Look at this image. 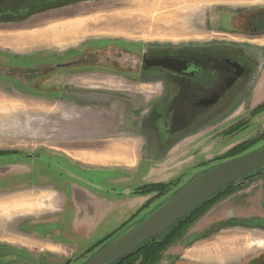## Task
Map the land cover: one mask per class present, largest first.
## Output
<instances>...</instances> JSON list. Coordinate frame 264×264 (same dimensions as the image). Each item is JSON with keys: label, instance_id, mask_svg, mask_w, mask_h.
Instances as JSON below:
<instances>
[{"label": "rangeland", "instance_id": "rangeland-1", "mask_svg": "<svg viewBox=\"0 0 264 264\" xmlns=\"http://www.w3.org/2000/svg\"><path fill=\"white\" fill-rule=\"evenodd\" d=\"M164 1L81 0L40 9L13 21H0V109L2 108L0 110V156L12 153H36L44 154L74 169L76 164L73 165L68 161L73 160L92 169L115 168L114 171L103 169L101 172L85 171L86 175L97 182L102 180L109 185L120 182L126 176L130 177L134 170H138L139 174L137 178L134 177L131 180V185L141 182L143 176L150 177L149 175L155 176L156 179L144 182L140 186L154 183L172 185L180 179L181 184L184 185L193 172L203 171V168L211 167L227 159L226 157L232 155L231 153L243 149L248 143H253L252 148L263 145L264 101H260L257 105L250 103L251 93H248L250 96L247 103L241 102L225 115H217L215 120L213 117L203 118L198 131H189L185 128L179 135L177 134L176 139L168 136L171 141L165 148L159 149L160 151L150 150L148 134L137 132L138 130L133 132L132 126L122 127L121 130L126 128L123 131H119L118 128L115 130H118L117 132H102L105 121L103 115L98 122L96 121L97 114L103 110L102 108L94 105L95 103L92 104L91 101L74 102L61 93L65 92L67 80L70 85L74 83L80 85L78 86L80 88L81 86H101L119 91L126 87L118 83V77L107 71L81 69L82 71L67 72L64 69L54 70L50 67L55 65L53 63L70 61V59L66 61V57L82 48L91 52L96 47H100L99 54L111 56L112 50L114 48L117 50V45L122 42L139 47L140 50L212 44L234 46L240 52L245 51L249 57H257L261 68L264 63V34L253 36L249 34V28L246 25L251 11L261 10L258 12L264 14V0H256L253 4L233 3L236 0H201L196 14L191 17L180 19L189 14L192 6L187 8L189 11L177 9L173 11L172 21H175L174 18L178 16L175 18L178 19L177 26L164 23L161 16L157 17L159 20L156 19V22L152 19L155 14H164L176 7L173 3L168 4L169 0ZM182 2V5H179L184 8L187 3L184 0ZM151 3L154 5L151 10L148 9V18L153 22L148 20L144 23L139 22L136 16L130 15L145 12ZM175 12L178 14L175 15ZM181 12L184 15H181ZM51 23H56L58 33L66 34L69 32L68 28L70 30L83 28L85 32L79 37L70 38L65 35L66 37L59 38L58 40L61 41L54 43V46H50L47 41L36 46H28L22 41L27 30L41 29ZM4 35L12 38L19 37L17 39L21 41L4 40ZM103 48L106 51L104 53ZM96 58L95 56L94 60ZM9 76L19 79V82L16 83L8 78ZM112 82L114 85L109 86ZM129 89L126 92L130 94L128 96L131 107H135L142 100L141 96H145L148 93L147 90L151 88L133 85ZM112 102L117 101L111 100L110 114H122L119 110L120 106L117 104V108L114 109L116 106ZM121 107L123 108V105ZM224 107L222 106L221 109ZM246 123L247 125L241 128ZM126 142L137 146L134 154L137 159L144 158L145 164L125 165L109 157L111 156V150L108 151L110 144ZM119 152H123V149ZM86 154H89L91 158L86 159ZM108 159L111 160L108 161ZM34 163L33 160L28 161L25 158L1 160L0 194L12 192L4 188L16 182V179H11L16 176V173L8 172L10 167L27 170L32 169ZM54 173L56 177L69 182L64 174L59 171ZM259 174L260 176L249 181L248 184L218 199L199 218L186 224L182 236L161 251L157 264L161 262V264H176L178 261L174 259L178 256H193L191 255L194 253L193 248L199 245L203 248L207 247L206 253L210 254L212 252L208 243L217 240L218 242L221 240V252L225 253L227 245L224 242L228 238V240L236 239L237 241L233 244L232 252L241 254L264 252V179L262 180L264 169ZM50 176V174L45 176L40 173V179L35 178L34 182L53 184L52 176ZM157 178L161 179L157 180ZM56 183L59 184V181L56 180ZM123 185L124 183H120L118 188ZM231 193L234 194L226 198ZM137 213L138 210L132 216ZM140 214H137L134 220ZM223 221L227 222L221 223ZM127 222L128 220L104 237L126 229L121 226ZM7 238L9 237L5 234L0 235V264H81L88 257L85 256L76 261L77 256H65L64 259L41 253L33 255L32 250L16 251L6 246L8 243L11 246L14 244ZM79 240L80 238L74 241ZM42 251L45 253L46 249L38 252Z\"/></svg>", "mask_w": 264, "mask_h": 264}, {"label": "crops", "instance_id": "crops-1", "mask_svg": "<svg viewBox=\"0 0 264 264\" xmlns=\"http://www.w3.org/2000/svg\"><path fill=\"white\" fill-rule=\"evenodd\" d=\"M184 2L187 3L184 7L185 9H183L182 6L179 5L183 3L180 2L178 3V5H175L173 3V5H175L176 7H180H175L171 11L173 12L175 9L186 10L187 8L192 6L193 8H191L189 14L185 16L186 18L196 14V9L200 5L198 3H201V0H184ZM194 2L198 3L195 4ZM234 2L242 4H253L256 3V0H253L252 2L251 0H236L233 1V3ZM167 3L170 4L169 1H167ZM153 5L151 3L150 7L153 8ZM151 8H146V10H151ZM171 11H168V15L166 14V12L162 15L159 14V16L161 15V17H163L161 18L163 22H165L166 24L170 23L169 25L173 26V23L177 22L178 19H176L175 22L172 21L173 23L171 22V19L173 17V15H171ZM168 17L169 19L167 20ZM156 18L157 17L154 16L153 20L155 21ZM96 22H98V20H96ZM57 29L58 28L56 26V23H51L47 27L35 29L34 31L30 30L34 33H31L29 30H27V34L24 36V38H22V41L26 42L28 46H36L37 44L44 41H47V43L49 42L50 46H54V43L61 41L58 40L59 38L66 36L70 38L77 36L79 37V35L85 32V29L83 28H78L76 30L71 28L72 31L70 30V28H68L69 32L65 34L64 32L58 33ZM17 38L19 37L12 38L8 37V35L3 36L4 40L19 41L20 39L18 40ZM260 69V74L253 85L250 97V103H256L255 105L259 104L260 101H264V63H262ZM110 78L114 79L113 77ZM114 81L116 80L114 79ZM72 84L75 85L74 83ZM113 85L114 82H112L109 86ZM78 86L80 85L76 84V87ZM81 87L84 89H81L80 87L78 88H80L81 90H91L90 87ZM106 102L109 101L104 100V112H102L103 110L98 112L96 119V121L98 122L101 115H103L104 117L105 121L104 123L102 122V132H114L118 128L119 131H123L126 130V128H123L122 130L121 128L128 126H132L133 129L131 131L133 132L137 130V132H141L139 129L141 123L140 115H118L115 113L110 114L112 106L106 104ZM118 144L119 143L110 144L108 147V151L111 150V156L109 157H112L113 161L118 163L120 162L125 165H137L138 163L145 164L144 158L137 159L134 154L137 149L136 145L131 142H126L125 144L119 145ZM122 149L123 152H119ZM30 154H32L33 156L38 155L41 157H46V155L44 154ZM89 158H91V156L89 154H86V159ZM25 159H27L28 161L33 160V162H35L33 164V168L24 170L20 168L11 169L10 167V171L8 170V172H10L11 174L16 173V176L11 177L12 180L16 179V182L7 188H4V190L12 192L0 194V235H7L9 237L7 239L14 243L12 244L13 246L8 245L9 243L6 246H9L16 251L32 250L31 253H33V255H39V253H41L46 256H53L57 258L58 256L63 257L64 259L67 256H80L95 241L100 240L104 236L120 227L122 223L126 222L134 213H136V211L140 207H142L147 202L149 196L135 195L133 191L142 183L152 181L155 178V176L153 177V175H149L150 177L143 176V179L141 178V182L131 185V180L134 177L137 178V174H139L137 172L138 170H134L135 172H131V174L129 175L130 177L126 176L121 179L120 182L109 185L107 184L108 182H104L102 180L101 182H97L94 178H91V176L86 175L85 171L101 172L102 169L114 171L116 170L115 168L92 169L91 167H84L76 161H68L70 163H73V165L76 164V168L74 169L63 165L62 163L54 159L63 168L73 172V176V174L68 175L67 173L60 172L57 168L47 164L42 159H36L34 157ZM141 159L144 160L141 161ZM109 160L111 159H108V161ZM131 161L132 163H130ZM54 171H59L60 173L64 174V177L68 178L69 182H65V180H61L60 178L56 177ZM40 173H43V175L45 176L46 174H50L52 176L50 177L51 179H53L54 183H35V178L40 179ZM22 174L23 176H21ZM160 179L161 178H157V180ZM30 180L31 182L28 183L27 181ZM56 180L59 181V184L56 183ZM120 183H124V185L118 188V185H120ZM46 186L49 187L46 188ZM140 213L141 214L139 217L144 215L145 212L143 211ZM79 238L80 240L78 242L74 241L75 239ZM228 239L224 242L225 245H227V250L225 251V253L221 252V240L219 242L217 240L208 243L210 246L207 244V246L211 247L212 253L210 254H208L209 252L206 253L208 249L207 247L203 248L201 247L202 245H199V247L196 246L193 248L194 253L191 254L193 256H178V258L174 260L178 261V263L176 264H208L212 259L224 262L225 260H239L243 256L253 254V252L246 254H241L240 252H232L233 242H236V239ZM43 249H46L45 253H43V251L38 252Z\"/></svg>", "mask_w": 264, "mask_h": 264}, {"label": "flooded vegetation", "instance_id": "flooded-vegetation-1", "mask_svg": "<svg viewBox=\"0 0 264 264\" xmlns=\"http://www.w3.org/2000/svg\"><path fill=\"white\" fill-rule=\"evenodd\" d=\"M0 2L2 5H6L9 0H0ZM258 11L261 10H253L250 14L248 13L249 19L246 27L249 28V34L253 36L264 34V14ZM117 46L118 49L114 48L112 50L114 55L111 56L99 54L100 47H96L95 50H92L93 52L85 51V48H82L66 57V61L69 59L70 61L62 62L63 64L53 63L55 65H50V67L54 70L64 69L67 72L98 69L118 77L119 84L126 85L119 91L101 86L90 87L91 91H86L76 85H70L67 81L65 92L61 93L74 102L91 101L92 104L95 103L94 105H98L102 109L104 100L109 101L106 102L108 105L111 100L117 101L112 102L116 106L114 109L118 104L122 114L140 115L139 129L148 134L147 141L150 150H162L171 141V138L176 139L185 128L189 131H198L201 128L200 122L205 117H213L215 120L217 115H225L227 111L232 110L241 102L247 103L250 96L248 93H251L261 70L257 57H249L245 51L240 52L234 46L223 44L176 48L158 47L151 50H140L139 47L130 46L124 42ZM102 51L106 52L104 48ZM95 56L96 60H94ZM2 73L4 75L3 71ZM8 78L16 83L19 82V79L12 76ZM133 85L151 88L147 90L146 97L141 96L142 100L135 107H131L130 94L126 92ZM222 106L225 107L221 109ZM196 122L197 124H195ZM246 125L247 123L241 128ZM11 158L22 159V157ZM258 176L260 174L244 176L237 185H230L229 189L220 191L216 196H226L232 192L231 189L237 190ZM182 186L180 179L171 185L168 192L159 197L156 194H145L149 196V199L138 209V213L144 211L146 214L168 193L174 194L178 187ZM232 194L234 193L226 198ZM131 218L128 219L126 228L136 223L133 221L135 216ZM225 222L227 221L221 223ZM96 242L75 260L83 259L98 249L95 248L88 253ZM208 264H264V252L249 254L239 260L220 262L212 259Z\"/></svg>", "mask_w": 264, "mask_h": 264}, {"label": "water", "instance_id": "water-1", "mask_svg": "<svg viewBox=\"0 0 264 264\" xmlns=\"http://www.w3.org/2000/svg\"><path fill=\"white\" fill-rule=\"evenodd\" d=\"M77 1L81 0H9L6 5L0 2V21H13L40 9ZM11 157L42 159L60 172L74 176L73 172L63 168L47 156H33L30 153L12 154L0 156V160ZM262 167L264 168V144L235 157L222 160L211 167L203 168V171L193 172L185 181L186 183L178 187L174 194H169L158 201L156 206L153 205L149 209L150 211L135 219L136 223L132 226L118 231L81 264H113L133 252L143 241L160 235L203 201L215 197L227 186L237 185L244 176H251Z\"/></svg>", "mask_w": 264, "mask_h": 264}, {"label": "trees", "instance_id": "trees-1", "mask_svg": "<svg viewBox=\"0 0 264 264\" xmlns=\"http://www.w3.org/2000/svg\"><path fill=\"white\" fill-rule=\"evenodd\" d=\"M246 145V144H245ZM253 146V143H248L243 149L231 153L232 155H229L226 158L235 157L237 155H240L249 149H251ZM7 155V154H6ZM1 155V156H6ZM9 155V154H8ZM264 168H258L255 171V174H259L261 170ZM230 186L225 187L224 189H229ZM171 189V185L169 184H149L146 186H139L136 189H134V194H156L157 197L165 194L166 192ZM223 189V190H224ZM222 190V191H223ZM230 191H233L231 189ZM229 191V192H230ZM227 192V193H229ZM224 196H215L211 197L199 205H197L193 210H191L187 215H185L183 218L178 220L175 224L164 230L160 235L152 236L148 238L147 240L140 243L133 252L128 253L127 255L123 256L113 264H157L160 257H161V251L172 244L175 240L179 239L183 232L184 227L188 223H190L192 220L199 218L213 203H215L218 199L222 198ZM139 214V213H138ZM137 217V214L134 215ZM132 216V218L134 217ZM131 218V219H132ZM129 222V221H128ZM128 222L121 226V228H126ZM117 233L114 232L111 235H109L106 238L101 239L100 241H97L88 251L92 252L95 248H99L102 244H104L106 241H109L113 236H115Z\"/></svg>", "mask_w": 264, "mask_h": 264}, {"label": "bare ground", "instance_id": "bare-ground-1", "mask_svg": "<svg viewBox=\"0 0 264 264\" xmlns=\"http://www.w3.org/2000/svg\"><path fill=\"white\" fill-rule=\"evenodd\" d=\"M169 1H171L170 3H174L175 5L177 4L178 5V3H180V2H182V0H169ZM189 1V0H188ZM189 3V2H188ZM190 3H192V2H190ZM195 3V2H194ZM198 3V2H197ZM197 3H195V4H197ZM185 4V3H184ZM183 4V5H184ZM198 4H200V3H198ZM152 5H153V3H152ZM182 5V4H181ZM188 6V5H187ZM189 6H190V4H189ZM194 6H196V5H194ZM198 6V5H197ZM153 7V6H152ZM179 7V6H178ZM178 7H176V8H178ZM149 8H151V7H149ZM193 8V7H192ZM183 9H185V8H183ZM150 10V9H149ZM177 10H181V9H177ZM186 11H189V9L187 10L186 9ZM146 12V13H145ZM145 12H143V11H141V12H138V13H133V14H130L131 16H136L137 17V20L139 21V22H143L144 23V21L145 20H148V21H152V19L154 18H152L151 20L148 18L149 16V14H148V9L145 11ZM172 12V11H171ZM170 12V13H171ZM184 12V11H183ZM166 13V12H165ZM168 11H167V15H168ZM173 13V12H172ZM188 13V12H187ZM178 14V13H177ZM176 14V12H175V15H177ZM162 15V14H161ZM160 15V16H161ZM170 15V14H169ZM172 15V14H171ZM174 15V14H173ZM179 15H180V13H179ZM181 15H183V13L181 12ZM126 16V15H125ZM151 16V15H150ZM154 16V15H153ZM159 16V14H157V16H156V14H155V17H158ZM165 16V15H164ZM135 17V18H136ZM152 17V16H151ZM169 17H171V16H169ZM169 17L167 18V20L169 19ZM178 17V16H177ZM177 17H175V18H177ZM163 18V17H162ZM174 18V20H176ZM181 18H185V17H181ZM127 19V18H126ZM131 19V18H130ZM156 19H158V18H156ZM132 20V19H131ZM159 20V19H158ZM157 20V21H158ZM172 20L173 19H171V22H172ZM126 21V20H125ZM128 22L130 21V20H127ZM147 22V21H146ZM153 22V21H152ZM154 22H156V20L154 21ZM160 22V21H159ZM168 22V21H167ZM175 22V21H174ZM133 23V22H132ZM135 23V22H134ZM137 23V22H136ZM165 23V22H164ZM173 23V22H172ZM175 23H177V22H175ZM175 23H173V24H175ZM130 24V23H129ZM170 24V23H169ZM132 25V24H131ZM130 26V25H129ZM175 26V25H174ZM176 26H177V24H176ZM181 28V27H180ZM232 242V241H231ZM237 242V241H236ZM233 244H235V242H233ZM218 246V245H217ZM213 248V247H212ZM215 251V250H214Z\"/></svg>", "mask_w": 264, "mask_h": 264}]
</instances>
